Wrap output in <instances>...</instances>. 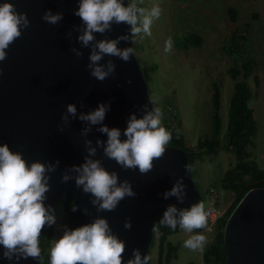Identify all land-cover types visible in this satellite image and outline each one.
Masks as SVG:
<instances>
[{
	"label": "water",
	"instance_id": "water-1",
	"mask_svg": "<svg viewBox=\"0 0 264 264\" xmlns=\"http://www.w3.org/2000/svg\"><path fill=\"white\" fill-rule=\"evenodd\" d=\"M5 0H0V3ZM19 12H26L30 26L22 29L18 38L7 51V59L0 62V144L7 143L13 151H20L29 166L34 161L59 165L49 177V191L45 194V206L51 211L61 196L76 206L72 211L71 228L93 222L97 217L108 220L112 232L123 240L126 250L124 264L133 258V250L139 249L141 256L148 255L156 218H161L170 205L178 209L190 208L202 201V194L195 184L185 149L168 145L164 156L154 161L153 169L140 174L138 169H123L115 161L104 156L97 141H106L107 136L98 131L100 125H89L81 121V113L96 109L99 104H110L103 123L109 128L118 127L121 139H126L123 130L134 113L141 118L152 111L147 83L136 53L129 62L118 57L104 56L99 62L107 67L111 60L115 72L103 82L90 75L87 67L92 46L84 47L77 39L76 27L81 21L74 15L78 0H11ZM125 6L129 0H123ZM63 12L58 25H49L42 17L47 10ZM71 32V36L68 33ZM122 35L130 36V26L113 24L103 34L95 33L96 41L115 40ZM121 49L133 47L129 41L118 43ZM82 52L77 57L71 49ZM131 80V83L128 81ZM68 104L77 109L75 118L69 115L67 123L61 117ZM63 131H60V127ZM91 128L87 135L85 128ZM90 140L96 148L91 157L102 162L110 172L118 176V183L128 181L136 192L135 197H126L111 212H98L92 204L93 197L77 187L71 171L73 165H81L88 156L85 141ZM68 173L71 179L62 182ZM182 180L186 197L181 203L177 197L167 199L163 194ZM87 209V214H85ZM131 220V229L124 223ZM179 226V225H177ZM223 246L226 264H264V187L249 189L229 214L223 227ZM0 264H41V260L21 259L9 261L2 256ZM149 256V255H148ZM43 258V257H42Z\"/></svg>",
	"mask_w": 264,
	"mask_h": 264
},
{
	"label": "clouds",
	"instance_id": "clouds-1",
	"mask_svg": "<svg viewBox=\"0 0 264 264\" xmlns=\"http://www.w3.org/2000/svg\"><path fill=\"white\" fill-rule=\"evenodd\" d=\"M74 15L81 21L76 27L80 33L78 41L84 46H92L87 65L90 75L103 82L115 72V64L109 60L107 67L100 65L104 56L118 57L129 62L135 54L133 47L121 49L118 43L131 40L143 34L152 35L154 20L159 19L161 8L153 5L150 9L138 7L133 0L125 6L123 0H78V7ZM64 18L63 12L53 13L47 10L42 19L49 25H58ZM113 24L130 26V36L122 35L115 40H99L93 44L95 33L103 34L111 30ZM30 26L26 12H19L11 0L0 3V62L7 59V49L22 36V29ZM71 32L68 36H71ZM172 49L169 38L165 42V52ZM77 57L82 52L71 49ZM3 68L0 67V75ZM131 83V80L128 81ZM154 104V101L150 99ZM110 104L101 103L88 112L81 113L79 119L89 125H100L98 131L107 136L106 141H97L103 148L104 156L115 161L121 168L137 170L144 175L154 167V161L161 159L172 140V133L162 125L161 111L154 107L141 118L133 113L123 130L126 139H121V130L118 127L109 128L103 123ZM77 115L74 104H68L66 113L61 119L67 123L68 117ZM91 128H85L83 134ZM63 131V127H60ZM91 141H85L88 156L81 165H73L71 171L78 173L75 177L76 186L82 187L86 194H90L92 204L98 212L114 211L126 197H135L136 192L128 181L118 183V176L108 171L100 160L92 159L96 155V148L91 147ZM59 165L45 164L34 161L29 166L20 151H13L7 143L0 144V246L2 256L9 261L21 259H42L40 236L42 230L51 227L56 217L45 206L46 193L50 186L46 173L53 172ZM191 172V166L185 165ZM68 173L62 177V182L71 179ZM164 198L175 196L183 203L186 197L185 185L178 181L169 191L163 194ZM74 205L72 211H76ZM87 214V209H85ZM210 212L206 210L203 201L194 203L190 208L178 209L170 205L160 218V225L175 229L177 225L185 233H194L200 229H207ZM126 229H131V220L124 223ZM207 243L204 234L190 235L183 246L193 252L203 250ZM126 244L115 235L107 219L97 217L93 222L76 228H66L64 234L53 241L49 249V264H124L123 254ZM151 257L141 256L139 249L133 250V258L127 264H149Z\"/></svg>",
	"mask_w": 264,
	"mask_h": 264
},
{
	"label": "rangeland",
	"instance_id": "rangeland-1",
	"mask_svg": "<svg viewBox=\"0 0 264 264\" xmlns=\"http://www.w3.org/2000/svg\"><path fill=\"white\" fill-rule=\"evenodd\" d=\"M138 7L150 9L154 4L161 8L159 19L154 20L150 37H135L134 49L141 67L151 68L147 81L149 97L154 105L163 111L168 105L176 109L185 144L193 148L199 137L210 134L211 87L212 80L220 87L222 130L227 122L229 100L233 92L234 80L229 74L236 57L226 55L222 48L234 31L248 30L245 55L254 59L253 71L248 85L253 92L252 107L257 124L254 137L253 157L264 170V0H133ZM237 10L236 21L227 15V6ZM196 32L203 38L201 46L184 49V37ZM171 38L172 49L165 52V42ZM255 77L258 85L255 83ZM241 79V75L238 76ZM224 145V144H223ZM235 155L230 151L219 150L213 155H204L193 163V178L204 196L210 188L219 190L217 205L223 214L235 198V194L220 188V178L225 170L235 163ZM49 211L56 217L50 227L49 249L53 241L59 239L69 226L68 214L61 203ZM193 233L182 229L168 235V239L178 245L176 258L168 264H204L203 250L193 252L183 246ZM214 231L207 236L204 248L215 240ZM158 234L155 230L153 246L150 248L149 264H157ZM203 248V249H204ZM49 264V263H48Z\"/></svg>",
	"mask_w": 264,
	"mask_h": 264
},
{
	"label": "trees",
	"instance_id": "trees-1",
	"mask_svg": "<svg viewBox=\"0 0 264 264\" xmlns=\"http://www.w3.org/2000/svg\"><path fill=\"white\" fill-rule=\"evenodd\" d=\"M227 15L230 21L234 22L237 18V10L232 5L227 6ZM249 37L248 30L243 32L234 31L223 45V52L230 56L236 57L233 66L229 69V74L234 80L233 92L229 100V108L227 112V122L224 131L222 130L221 109V93L218 83L211 81V113H210V134L206 137H199L193 148H189L185 144L183 132H179V136L172 134L170 146L185 149L189 159V165L193 170V163L196 159L204 155H213L219 150L230 151L235 155V163L225 170L220 178V188L228 190L235 194V198L224 212L222 217L216 223L215 240L203 249L204 264H226L225 250L223 246V227L226 219L234 209L240 198L251 188L264 187V170L260 168L258 162L253 157L251 151L255 146L254 137L257 133V124L254 118L252 107L253 92L248 85L253 67L254 59L245 55L246 45ZM203 38L196 32H191L184 37L182 47L187 49L190 46H201ZM144 78L150 79V72L153 67H141ZM241 75V79L238 76ZM255 83L258 80L255 77ZM172 105V104H171ZM154 107H156L154 105ZM162 119L165 126V112L163 111ZM224 144V145H223ZM193 173V171H191ZM61 203L63 210L68 214L69 226L72 225V202H68L64 196H61L57 204ZM54 209H52L53 211ZM160 218H156L153 236L149 245L153 246L155 230L158 234V258L157 264H168L172 258H176L178 245L174 244L167 237L168 235L181 230L179 226L175 229L160 225ZM51 228L45 227L40 236V247L42 249L41 264L49 263V253L45 248L49 245L51 237Z\"/></svg>",
	"mask_w": 264,
	"mask_h": 264
},
{
	"label": "built area",
	"instance_id": "built-area-1",
	"mask_svg": "<svg viewBox=\"0 0 264 264\" xmlns=\"http://www.w3.org/2000/svg\"><path fill=\"white\" fill-rule=\"evenodd\" d=\"M172 134L179 136V132H181V124L179 122V118L177 116L176 109L173 106L168 105L165 108V126ZM205 197L208 198V203L205 205L206 210L210 212L209 222L207 229H200L194 234H204L206 237L214 231V227L217 221L222 217L223 211L217 205V199L219 197V190L217 188H210ZM203 199V195H202Z\"/></svg>",
	"mask_w": 264,
	"mask_h": 264
}]
</instances>
